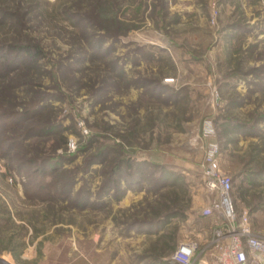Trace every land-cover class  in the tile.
Returning <instances> with one entry per match:
<instances>
[{
    "label": "rangeland",
    "instance_id": "374dc122",
    "mask_svg": "<svg viewBox=\"0 0 264 264\" xmlns=\"http://www.w3.org/2000/svg\"><path fill=\"white\" fill-rule=\"evenodd\" d=\"M209 144L264 236V0H0V264H170Z\"/></svg>",
    "mask_w": 264,
    "mask_h": 264
},
{
    "label": "built area",
    "instance_id": "2783aa9c",
    "mask_svg": "<svg viewBox=\"0 0 264 264\" xmlns=\"http://www.w3.org/2000/svg\"><path fill=\"white\" fill-rule=\"evenodd\" d=\"M207 128V127H206ZM212 134L208 125L204 135ZM218 147L209 144L202 178L211 200L201 215L212 222L204 238L181 243L170 255L175 264H264V236L252 229L247 212L238 214L232 199L231 177L217 165Z\"/></svg>",
    "mask_w": 264,
    "mask_h": 264
},
{
    "label": "trees",
    "instance_id": "16d2710c",
    "mask_svg": "<svg viewBox=\"0 0 264 264\" xmlns=\"http://www.w3.org/2000/svg\"><path fill=\"white\" fill-rule=\"evenodd\" d=\"M230 177H231V180H232V186H233V179H232V176L231 175H229ZM232 189H233V187H232ZM233 199V198H232ZM234 201V200H233ZM234 205H235V202H234ZM239 214V213H238ZM170 264H175V263H172L171 261L169 262Z\"/></svg>",
    "mask_w": 264,
    "mask_h": 264
},
{
    "label": "crops",
    "instance_id": "0c3cea01",
    "mask_svg": "<svg viewBox=\"0 0 264 264\" xmlns=\"http://www.w3.org/2000/svg\"><path fill=\"white\" fill-rule=\"evenodd\" d=\"M244 211L247 212L246 210H244ZM248 217H249V221H250V216L248 215ZM250 224H251V221H250ZM251 226H252V224H251ZM252 229H253V226H252ZM253 231H254V229H253Z\"/></svg>",
    "mask_w": 264,
    "mask_h": 264
}]
</instances>
